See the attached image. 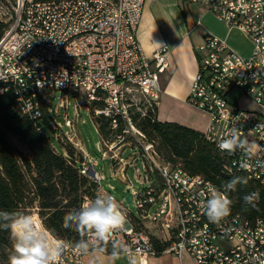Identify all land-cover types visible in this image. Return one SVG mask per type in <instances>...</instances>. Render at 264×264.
<instances>
[{
    "label": "built area",
    "instance_id": "2783aa9c",
    "mask_svg": "<svg viewBox=\"0 0 264 264\" xmlns=\"http://www.w3.org/2000/svg\"><path fill=\"white\" fill-rule=\"evenodd\" d=\"M202 1L228 28L242 31L253 50L242 56L224 39L206 32L194 47L198 69L186 101L208 115L204 134L224 157L225 171L243 173L264 187V167H257L242 151L228 154L218 147L233 127H239L244 138L264 145V129L250 132L264 124V0ZM144 4L145 0H0V21L5 24L0 38V95L14 94L20 113L34 122L42 119L47 108L53 132L75 130L67 114L64 127L54 121L52 104L58 92L59 106L66 108L72 99L75 112L83 109L91 117L108 118L112 128L122 121L134 129L131 111L144 115L156 105L160 76L168 68L170 54L166 46L151 57L144 54L137 38ZM199 25L198 21L195 26ZM229 95L245 98L259 109L229 102ZM99 101L103 105L94 106ZM134 130L146 172L139 175L144 187L133 190L127 185L137 215L116 199L129 220L127 231L117 238L140 259L172 254L180 264H264V220L250 223L231 211L219 224L209 222L205 203L216 186L189 174L180 164L161 163L154 145ZM128 131L125 127L123 134ZM103 144L108 150L101 158H108L110 152L109 158L121 171L115 174L126 182L123 173L131 157L125 160L112 143ZM136 156L140 157L137 154L132 160ZM144 159L150 163L149 172ZM256 159L264 160V152ZM152 168L161 186L153 182ZM80 173L85 176L86 169ZM92 177L97 184L95 196L112 194L102 187L104 177L99 172L93 169ZM88 200L85 197L82 203ZM146 222L153 224L156 233ZM50 238L57 237L50 233ZM163 243L168 246L159 252L157 245ZM83 256L66 253L61 264H84Z\"/></svg>",
    "mask_w": 264,
    "mask_h": 264
},
{
    "label": "trees",
    "instance_id": "16d2710c",
    "mask_svg": "<svg viewBox=\"0 0 264 264\" xmlns=\"http://www.w3.org/2000/svg\"><path fill=\"white\" fill-rule=\"evenodd\" d=\"M4 27L0 21V38ZM96 105L101 107L103 102H95ZM46 109L42 110V119L34 122L20 113L14 94L0 95V210L24 212L29 205L38 204L44 228L57 238L75 242L80 236L74 229L64 228V217L80 207L85 197L94 198L97 184L80 173L81 166L73 158V148L56 152L54 142L45 130H53L52 117ZM131 122L142 132L146 142L154 145L156 158L163 164H180L189 174L202 176L220 190L233 176L246 177L243 173L228 174L225 171L224 157L204 133L175 122L158 121L156 105L148 107L144 115L132 110ZM95 123L102 143L121 139L124 128L129 126L120 121L112 128L105 117L95 118ZM14 140L26 147L27 155L19 150ZM119 142L118 146L122 145L123 139ZM152 180L161 186L156 171ZM247 180L246 185H238L228 196L233 201L232 211L254 223L258 219L264 220V187ZM253 191L259 195L255 201L257 207L242 211V197ZM29 194L31 197L27 201ZM11 243L9 233L0 230V264H7ZM166 246L168 243L157 245L158 251ZM104 253L110 254V247H106Z\"/></svg>",
    "mask_w": 264,
    "mask_h": 264
},
{
    "label": "clouds",
    "instance_id": "9594fccd",
    "mask_svg": "<svg viewBox=\"0 0 264 264\" xmlns=\"http://www.w3.org/2000/svg\"><path fill=\"white\" fill-rule=\"evenodd\" d=\"M256 129H264V124H258L250 132ZM218 147L228 154L242 151L248 160H254L257 167H264V160L256 159L260 152H264V145L244 138L239 127H233L228 136L221 139ZM247 183L246 177L233 176L223 184V190L215 189L211 192L205 203L209 222L219 224L231 214L233 201L228 193L235 191L238 185ZM258 198L255 191L245 194L242 197V211L247 212L250 207L255 209ZM128 223L127 215L121 210L116 197L110 193L96 195L65 215L64 228L74 229L80 236L75 242L50 238L49 230L39 226L29 213L0 210V230L7 231L12 242L7 264H61L66 253L94 255L104 253L109 245L113 261L127 256L129 264H137L131 248L117 238L118 234L127 231ZM92 264H96L95 258Z\"/></svg>",
    "mask_w": 264,
    "mask_h": 264
},
{
    "label": "crops",
    "instance_id": "0c3cea01",
    "mask_svg": "<svg viewBox=\"0 0 264 264\" xmlns=\"http://www.w3.org/2000/svg\"><path fill=\"white\" fill-rule=\"evenodd\" d=\"M198 21L200 25L195 26ZM206 32L224 39L242 56L252 53L253 45L249 38L242 31L230 29L218 20L202 0H145L137 29L142 50L147 57L163 46L170 51L168 68L159 80L161 93L156 103L158 121L175 122L202 133L206 131L208 115L186 101L198 69L194 47L202 43ZM120 148L116 147L115 151ZM94 258L96 264H129L126 256L113 261L111 255L106 253L86 255L82 261L92 264ZM135 258L137 264H180L172 254Z\"/></svg>",
    "mask_w": 264,
    "mask_h": 264
},
{
    "label": "rangeland",
    "instance_id": "374dc122",
    "mask_svg": "<svg viewBox=\"0 0 264 264\" xmlns=\"http://www.w3.org/2000/svg\"><path fill=\"white\" fill-rule=\"evenodd\" d=\"M236 95H229V102H239L240 106L249 110L259 109L255 104L246 100L245 98L238 99V96ZM60 97L61 94L59 92L56 93L55 100L52 104V114L54 121L57 125L64 127V117L67 114L68 119L74 123L75 130L73 132H53V130L51 129H45L48 136H50L52 141L54 142L56 152H64V148L66 147L73 148V158L81 166V169H86L85 177H87L91 182H94L93 177L91 176L89 171L92 168V170L94 169L95 171L99 172L104 177V180L101 181L102 187L105 190H110L120 203H124L133 215H137L138 211L133 202L132 190L129 189L127 185L131 184L133 190L142 189L144 187V183L142 179L139 178V175L143 177L146 172L143 168L141 152H139V144L134 139L136 132L134 130L135 128L132 129L127 126V129L129 130L128 133L124 134L121 139H116L114 142H112V145L116 149V147H118V144L120 143L119 141L123 139V142L121 143L122 145H120L121 148L117 152H119L125 160H128L129 157H131V159L129 160L131 164H129V166L125 168L123 173L124 177L126 178V182H124L115 174V172L120 173L121 171L117 162L109 158L111 153L107 152L108 158H101V153L103 151H107L108 149L100 139L95 123V117H91V115L83 109L75 112L72 99H70V103L66 108L63 106H59ZM13 143L24 154H28V151L23 144L19 143L17 140H14ZM77 143H80L81 146H78ZM81 147H83L88 154H85ZM137 154L140 155V157L136 156L137 160H132V158ZM96 160L98 161V165L94 166ZM144 164L146 166V170L149 172L148 167L150 166V163L146 159H144ZM151 175L155 178L154 168H152ZM127 195H129L130 201H132L130 206L125 202V197ZM30 197L31 195L29 194L27 201H29ZM38 211V204H34L29 205V207L24 212L31 214L38 225L44 227ZM39 222L41 223V225L39 224ZM146 226L150 231L152 230V232H155L153 230L152 223L149 224L148 222H146Z\"/></svg>",
    "mask_w": 264,
    "mask_h": 264
},
{
    "label": "water",
    "instance_id": "95a60500",
    "mask_svg": "<svg viewBox=\"0 0 264 264\" xmlns=\"http://www.w3.org/2000/svg\"><path fill=\"white\" fill-rule=\"evenodd\" d=\"M89 172H90L91 176H93V170H90ZM125 202H126L128 205H130V197H129V195H127V196L125 197Z\"/></svg>",
    "mask_w": 264,
    "mask_h": 264
},
{
    "label": "bare ground",
    "instance_id": "6f19581e",
    "mask_svg": "<svg viewBox=\"0 0 264 264\" xmlns=\"http://www.w3.org/2000/svg\"><path fill=\"white\" fill-rule=\"evenodd\" d=\"M38 224V223H37ZM39 224L41 225V223L39 222Z\"/></svg>",
    "mask_w": 264,
    "mask_h": 264
}]
</instances>
